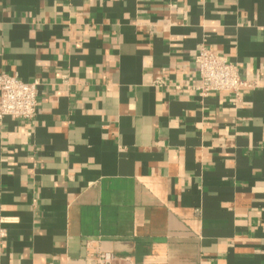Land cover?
Returning a JSON list of instances; mask_svg holds the SVG:
<instances>
[{"label": "crops", "instance_id": "crops-1", "mask_svg": "<svg viewBox=\"0 0 264 264\" xmlns=\"http://www.w3.org/2000/svg\"><path fill=\"white\" fill-rule=\"evenodd\" d=\"M0 74L39 103L0 121V264H264V0H0Z\"/></svg>", "mask_w": 264, "mask_h": 264}, {"label": "built area", "instance_id": "built-area-1", "mask_svg": "<svg viewBox=\"0 0 264 264\" xmlns=\"http://www.w3.org/2000/svg\"><path fill=\"white\" fill-rule=\"evenodd\" d=\"M195 63L199 78L197 90L201 95L226 92L238 98L241 89L246 87L237 66L209 48L203 46L199 49ZM37 86V82L25 83L16 75L0 74V121L5 117L32 119L39 105ZM9 222L10 219L0 218V225ZM5 235V229L0 227V238ZM87 260L92 264H123L128 261L106 252L89 254Z\"/></svg>", "mask_w": 264, "mask_h": 264}]
</instances>
